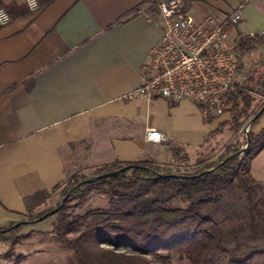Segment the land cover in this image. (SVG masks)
Instances as JSON below:
<instances>
[{"label": "crops", "instance_id": "obj_1", "mask_svg": "<svg viewBox=\"0 0 264 264\" xmlns=\"http://www.w3.org/2000/svg\"><path fill=\"white\" fill-rule=\"evenodd\" d=\"M152 1L54 0L0 26V227L38 214L77 174L115 163L163 164L173 147L192 159L229 127L230 112L207 121L187 100L125 99L142 85L162 36ZM187 8L197 21L218 22L240 9L241 23L227 27L232 46L240 36H264V0H200ZM150 128L165 140L147 142ZM263 128L264 115L250 130ZM251 174L264 183V150ZM43 191L51 196L40 204Z\"/></svg>", "mask_w": 264, "mask_h": 264}, {"label": "trees", "instance_id": "obj_2", "mask_svg": "<svg viewBox=\"0 0 264 264\" xmlns=\"http://www.w3.org/2000/svg\"><path fill=\"white\" fill-rule=\"evenodd\" d=\"M38 1L41 10L54 0ZM183 1L187 8L200 0ZM141 7L119 22L133 19ZM0 8L12 19L30 14L26 3L5 4L0 0ZM150 8L154 6L150 4ZM262 45V35L240 36L235 45L240 56L238 72L241 57ZM261 83L256 93L264 92ZM248 93V88L239 87L230 93L227 112L235 124L232 130L242 128L241 103L248 115ZM263 107L264 103L252 119ZM249 138L247 146L245 137L247 149L243 154L237 155L242 149L228 147L216 161L197 160L189 171L170 170L173 162L190 160L182 149L173 147L166 165L153 160L115 163L96 169L92 178L123 170L120 174L77 188L87 178L79 180L75 175L63 184L62 200L73 191L62 207L61 200L55 208L0 227V247L14 249L22 244L30 237L22 234L26 228L61 207L52 215L54 221L47 233L69 254V264H170L174 258L186 264H264V184L251 174L252 162L264 150V128L257 135L249 131ZM96 194L103 195L104 204L92 207L90 202ZM50 196L47 191L37 195L40 204ZM23 258L18 257L13 264Z\"/></svg>", "mask_w": 264, "mask_h": 264}, {"label": "built area", "instance_id": "obj_3", "mask_svg": "<svg viewBox=\"0 0 264 264\" xmlns=\"http://www.w3.org/2000/svg\"><path fill=\"white\" fill-rule=\"evenodd\" d=\"M24 1L30 12L39 10L38 0L34 6H30V0ZM150 4L161 19L162 36L149 51L142 85L125 99L160 97L175 104L187 100L196 104L206 118L224 115L230 93L235 91L240 64L235 46L228 42L227 27L241 23L240 9L223 22L213 18L197 21L183 0H153ZM11 21L9 13L0 8V26ZM146 140L160 144L165 137L150 128Z\"/></svg>", "mask_w": 264, "mask_h": 264}, {"label": "rangeland", "instance_id": "obj_4", "mask_svg": "<svg viewBox=\"0 0 264 264\" xmlns=\"http://www.w3.org/2000/svg\"><path fill=\"white\" fill-rule=\"evenodd\" d=\"M259 48L262 49V51ZM259 48L257 49L259 50L258 53H254L253 56L241 57V68L238 72L237 83H239V88H248V94L250 95L249 97L251 100L250 108H248V115L243 113L244 103H241L240 106L242 116L240 123L242 128L240 130H230V128L235 125L230 121L229 127L227 126L221 131L222 135H217L211 144L202 152L195 154L193 158L186 163L180 161L173 162L172 166L169 167L170 170L189 171L196 164L197 160L214 162L226 152L228 147L235 149H243L246 147V135L244 129L252 120V115L264 103V92L259 90V92L256 93V89L259 87L258 82H264V46L262 45ZM238 87H235V89H238ZM230 117L232 119V114ZM250 129L251 128H249V131H251ZM166 164L167 162L163 163V165ZM77 175L79 176V180H82L84 177L91 179L94 176V172L87 173L86 175ZM63 188L64 186L61 187V190L55 193L56 195L52 197L51 201L47 203L40 212L55 208L61 202ZM103 199L104 197L102 194L94 195L91 199L90 206L95 207L103 205ZM53 221L54 218L50 216L42 222L30 225L22 232V234H30V237L14 249L0 247V264H13L20 256H23L24 258L19 264H69V254L52 239L50 234L47 233L50 230ZM9 253H12L13 255L12 257L7 258ZM170 264L186 263L179 261L178 258H174Z\"/></svg>", "mask_w": 264, "mask_h": 264}, {"label": "water", "instance_id": "obj_5", "mask_svg": "<svg viewBox=\"0 0 264 264\" xmlns=\"http://www.w3.org/2000/svg\"><path fill=\"white\" fill-rule=\"evenodd\" d=\"M262 87H264V82L261 83ZM260 89V88H259ZM264 113V107L258 112V114L250 121V123L245 127L244 129V133L246 135V138H247V146L249 145L250 143V138H249V128H251V125L253 124V122L258 119L262 114ZM247 146L245 148H243L240 152L237 153V155L239 154H243L246 149H247ZM233 156L235 155H232L231 157H229L228 159H226L224 162H226L227 160L231 159ZM123 170H120V171H117V172H113V173H108V174H104V175H101V176H97V177H94V178H91V179H87L81 183H79V185H77L75 188H77L78 186H80L81 184H84V183H93L97 180H101V179H105V178H109V177H112V176H116L118 174H120ZM170 177H175L177 178L178 176L176 175H171ZM73 190H71L62 200V203H61V207L64 205L65 201L67 200V198L70 196V194L72 193ZM60 207V208H61ZM60 208H57L55 209L54 211L52 212H49L47 213L45 216H43L42 218L38 219L37 221L34 222V224L36 223H39V222H42L43 220L49 218L50 216H52L53 214H55Z\"/></svg>", "mask_w": 264, "mask_h": 264}, {"label": "clouds", "instance_id": "obj_6", "mask_svg": "<svg viewBox=\"0 0 264 264\" xmlns=\"http://www.w3.org/2000/svg\"><path fill=\"white\" fill-rule=\"evenodd\" d=\"M35 5V0H30V6H34Z\"/></svg>", "mask_w": 264, "mask_h": 264}]
</instances>
